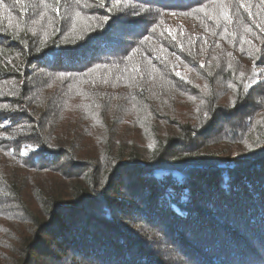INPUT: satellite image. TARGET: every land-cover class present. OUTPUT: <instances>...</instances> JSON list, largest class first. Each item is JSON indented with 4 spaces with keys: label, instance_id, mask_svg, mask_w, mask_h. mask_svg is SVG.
<instances>
[{
    "label": "trees",
    "instance_id": "trees-1",
    "mask_svg": "<svg viewBox=\"0 0 264 264\" xmlns=\"http://www.w3.org/2000/svg\"><path fill=\"white\" fill-rule=\"evenodd\" d=\"M46 3L0 7V264H264V0Z\"/></svg>",
    "mask_w": 264,
    "mask_h": 264
},
{
    "label": "rangeland",
    "instance_id": "rangeland-1",
    "mask_svg": "<svg viewBox=\"0 0 264 264\" xmlns=\"http://www.w3.org/2000/svg\"><path fill=\"white\" fill-rule=\"evenodd\" d=\"M174 18L172 17L171 18V20H173ZM173 23H175V21H173ZM250 78H249V84L250 85H253V84H255V83H257V82H259L260 80H262V79H264V69L262 68V69H258V68H255V69H253L252 70V72L250 73V76H249ZM253 78H255V79H253ZM85 152L87 153V151L85 150ZM128 152H130V150H128V151H123L122 153L123 154H126V153H128ZM88 154V153H87ZM80 156V155H79ZM160 172H158V174H159Z\"/></svg>",
    "mask_w": 264,
    "mask_h": 264
},
{
    "label": "snow or ice",
    "instance_id": "snow-or-ice-1",
    "mask_svg": "<svg viewBox=\"0 0 264 264\" xmlns=\"http://www.w3.org/2000/svg\"><path fill=\"white\" fill-rule=\"evenodd\" d=\"M17 2H19V0H17ZM76 2L79 3V0H76ZM41 3H43L45 9H47L49 7V5L46 3V0H41ZM101 3H103V0H101ZM0 7H4L3 0H0ZM241 7H244V5L241 4ZM201 10H203V9H201ZM54 11L59 13V9L58 8L54 9ZM41 15H43V13H41ZM76 16H80V13L77 12ZM225 18H227V13L226 12H225ZM173 38L175 39V37H173ZM177 75H180V73L177 72ZM241 75H243V73ZM253 79H255V78H253ZM246 87H250V85H246ZM29 147H31V146H29ZM21 154L23 155L24 153L22 152Z\"/></svg>",
    "mask_w": 264,
    "mask_h": 264
}]
</instances>
